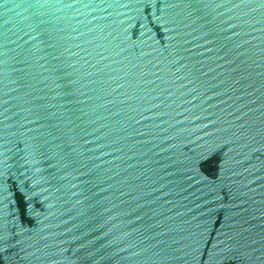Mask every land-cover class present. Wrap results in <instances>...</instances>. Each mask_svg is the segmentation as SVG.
<instances>
[{
	"label": "water",
	"instance_id": "water-1",
	"mask_svg": "<svg viewBox=\"0 0 264 264\" xmlns=\"http://www.w3.org/2000/svg\"><path fill=\"white\" fill-rule=\"evenodd\" d=\"M0 264H264V0H0Z\"/></svg>",
	"mask_w": 264,
	"mask_h": 264
}]
</instances>
